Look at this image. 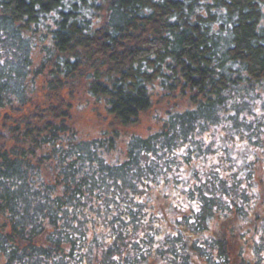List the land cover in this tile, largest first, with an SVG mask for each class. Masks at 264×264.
<instances>
[{
    "label": "trees",
    "instance_id": "obj_1",
    "mask_svg": "<svg viewBox=\"0 0 264 264\" xmlns=\"http://www.w3.org/2000/svg\"><path fill=\"white\" fill-rule=\"evenodd\" d=\"M243 78L264 85V0H0L2 264H63L67 220L96 206L95 168L117 180L126 167L107 159L119 139L136 166L176 123L234 103ZM158 93L188 105L148 136L123 132ZM82 102L100 119L93 137Z\"/></svg>",
    "mask_w": 264,
    "mask_h": 264
},
{
    "label": "rangeland",
    "instance_id": "obj_2",
    "mask_svg": "<svg viewBox=\"0 0 264 264\" xmlns=\"http://www.w3.org/2000/svg\"><path fill=\"white\" fill-rule=\"evenodd\" d=\"M237 89L235 104L204 112L189 128L176 123L139 166L125 162L120 138L107 159L126 167L117 180L112 167L95 168L101 183L88 198L96 206L87 210L85 200L67 220L73 250L62 263L264 264V85L243 78ZM152 100L123 132L148 136L167 109L188 105L178 94ZM83 105L75 119L93 137L100 119Z\"/></svg>",
    "mask_w": 264,
    "mask_h": 264
}]
</instances>
